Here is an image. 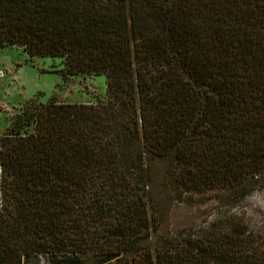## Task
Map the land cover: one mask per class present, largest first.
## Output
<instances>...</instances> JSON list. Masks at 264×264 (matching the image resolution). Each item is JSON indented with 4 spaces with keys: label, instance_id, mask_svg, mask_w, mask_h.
<instances>
[{
    "label": "trees",
    "instance_id": "1",
    "mask_svg": "<svg viewBox=\"0 0 264 264\" xmlns=\"http://www.w3.org/2000/svg\"><path fill=\"white\" fill-rule=\"evenodd\" d=\"M9 46L106 99L30 98L1 135L0 264H264L244 215L173 232L160 210L264 191V0H0Z\"/></svg>",
    "mask_w": 264,
    "mask_h": 264
},
{
    "label": "rangeland",
    "instance_id": "2",
    "mask_svg": "<svg viewBox=\"0 0 264 264\" xmlns=\"http://www.w3.org/2000/svg\"><path fill=\"white\" fill-rule=\"evenodd\" d=\"M62 57L29 56L21 46L0 47V137L30 98L38 102L89 104L105 101V76L70 75L63 77ZM166 225L173 232L197 227L212 218L237 213L244 215L253 227L264 231V191L256 189L237 200L224 190L194 203L160 201ZM94 255L55 256L56 260L77 258L81 264L96 263ZM80 258V260L78 259ZM76 260V261H77ZM83 260V261H82ZM23 264H46L44 256H27Z\"/></svg>",
    "mask_w": 264,
    "mask_h": 264
},
{
    "label": "crops",
    "instance_id": "3",
    "mask_svg": "<svg viewBox=\"0 0 264 264\" xmlns=\"http://www.w3.org/2000/svg\"><path fill=\"white\" fill-rule=\"evenodd\" d=\"M45 261H46V264H55L54 263L55 259L54 258H50L48 256H45Z\"/></svg>",
    "mask_w": 264,
    "mask_h": 264
}]
</instances>
